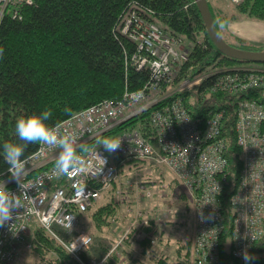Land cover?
Listing matches in <instances>:
<instances>
[{"label": "built area", "instance_id": "2783aa9c", "mask_svg": "<svg viewBox=\"0 0 264 264\" xmlns=\"http://www.w3.org/2000/svg\"><path fill=\"white\" fill-rule=\"evenodd\" d=\"M228 1L239 3L241 0ZM32 2L0 0V22L6 14L18 16L19 7ZM115 30L135 43L136 50L130 54L128 62L137 70H147L148 77L143 86L137 90H125L118 99H102L75 111L53 126H58L64 133L77 132L80 142L87 143L98 133L103 134L139 112L155 107L150 113L154 142L144 138L138 130L125 131L117 136L122 143L115 153L109 154L98 147L97 151L107 160L102 176L96 174L98 161L85 154L82 173L60 177L52 173L55 151L38 144L25 157L31 168L26 182L35 184L28 193L32 199L25 201L26 211L20 219L12 222L15 223L12 231L8 226L0 228V264H13L23 251L31 247L28 234L34 221L57 237L68 252L76 244V249L70 253L79 258V253L93 242L92 235L80 231L72 239L65 240L58 236L54 227L64 229L67 234L73 233L78 224V212L87 210L103 191L119 179L116 161L122 163L129 159H144L165 166L173 173L194 207V264H223L220 238L225 223L220 202L228 182V159L224 154L225 137L222 134L224 110L193 116L184 99V92L201 86L208 77H213L216 84L202 89L199 95L209 90L236 97L234 129L242 165L237 186L229 197L233 211L229 243L232 257L239 264H245L242 251L247 248L249 252L264 232V68L209 67L190 79L180 80L176 88L168 91V95L175 98L156 105L159 90L164 86L167 88L169 81L177 75L193 43L186 42L183 36L164 24L153 9L136 2H131L122 13ZM221 79L226 80L225 84L220 83ZM137 93H140L139 97ZM104 176L108 178L104 179ZM8 179L9 176L5 180ZM124 186L121 194L129 193L132 188L136 194L151 195V190H139L140 181L137 179H127ZM7 187L17 191L15 182L8 183ZM201 210L205 216L214 213V218L202 222ZM155 213L158 219V212ZM173 213L171 207L166 209L167 215ZM70 217L71 231L66 227ZM150 219L140 208H135L131 225H148ZM82 236L83 241L80 239ZM155 241V237L151 238V244ZM251 264L256 263L251 261Z\"/></svg>", "mask_w": 264, "mask_h": 264}, {"label": "trees", "instance_id": "16d2710c", "mask_svg": "<svg viewBox=\"0 0 264 264\" xmlns=\"http://www.w3.org/2000/svg\"><path fill=\"white\" fill-rule=\"evenodd\" d=\"M32 1L31 4L19 7L18 16L6 14L0 22V47L5 50L3 58L0 59V146L5 142H19L15 134V124L21 117L50 109L52 117L48 123L53 126L75 111L102 99H118L125 90H137L143 86L148 77L147 70H137L128 62L130 54L136 50V45L115 30L120 16L131 2L153 9L162 22L193 43L172 82L173 85L184 78H192L210 64L211 67H231L255 63L228 57L220 52L217 44L208 35L195 0ZM232 5L233 11L230 14L220 11L218 16L208 0L214 25L220 33V24L231 19L264 21V0H241ZM227 42L240 48L264 50V46ZM209 86L210 79H207L196 89L184 92V99L193 116H206L210 111L224 110L222 134L225 137L224 154L228 159V182L220 202L225 223L220 238V257L223 264H239L230 253L229 243L233 217L229 197L237 186L242 165L234 129L236 97L209 90L199 95L202 89ZM65 108L70 111L66 112ZM154 108L149 107L139 112L102 135L117 137L125 131L138 130L153 143L155 137L150 113ZM95 138L85 144L98 147ZM37 146L38 144H29L25 157ZM143 161L144 159H131L127 163H119V170L125 164L137 167ZM7 169L8 165L3 159L0 147V179L8 176ZM174 182L173 196L179 181L175 179ZM181 189L177 197L179 200H186V190L182 187ZM118 204L119 201L113 197L95 208L90 206L86 211L78 212V225L73 233L67 234L64 229L56 226L55 232L60 238L70 240L77 232L88 228V223L83 218L90 217L94 235L95 230L100 231L109 224ZM153 228L152 220L149 225L131 228L124 239L128 244L130 240H135L142 246L141 251L147 253ZM28 237L31 240V250L41 257L43 264H93L95 257L91 252L95 248L92 249L91 244L77 258L67 251L57 237L36 221L31 223ZM97 240L103 243L102 248L97 249L101 250L98 260L111 261L109 255L104 258L111 244L105 245L101 237L94 236L93 241ZM191 249L193 251V238L190 237L177 247L179 256L173 264H194L191 261ZM249 253L256 257L253 260L256 264H264V232ZM129 254L131 256L132 252ZM157 255H160L157 258L159 264H167L165 254L157 251Z\"/></svg>", "mask_w": 264, "mask_h": 264}, {"label": "clouds", "instance_id": "9594fccd", "mask_svg": "<svg viewBox=\"0 0 264 264\" xmlns=\"http://www.w3.org/2000/svg\"><path fill=\"white\" fill-rule=\"evenodd\" d=\"M4 48L0 47V59L4 56ZM137 97L140 93L136 94ZM68 112L70 109L65 108ZM52 117L50 109H45L39 114H31L19 118L15 124V134L19 142H5L2 146L3 159L8 165L7 172L9 179H0V228L6 226L12 231L13 221L21 218L22 213L26 211L25 201L31 200L29 190L35 188V184L26 182V178L31 173L28 161L25 158V150L29 144H40L46 146L47 149L55 151L53 175L67 176L72 173H82L84 171L85 159L87 154L89 157L98 161L99 167L96 168V174L102 176L103 169L107 163L98 151V147L102 146L104 151L111 154L115 153L121 147L120 137L103 136L98 133L95 138L96 149H91L88 144L81 143L80 134L77 132L64 133L58 126L49 125L48 121ZM107 179V176L103 177ZM15 182L17 191L13 192L7 184ZM202 222L214 218V213L204 215L201 210L199 213ZM72 217L69 218L66 227L69 231L72 229ZM84 236L80 239L83 241ZM75 244L70 252L76 249ZM242 258L245 264H251L256 257L251 255L247 248L242 251Z\"/></svg>", "mask_w": 264, "mask_h": 264}, {"label": "rangeland", "instance_id": "374dc122", "mask_svg": "<svg viewBox=\"0 0 264 264\" xmlns=\"http://www.w3.org/2000/svg\"><path fill=\"white\" fill-rule=\"evenodd\" d=\"M213 1L217 3V6L214 7L215 8L214 10L218 16H220V13H219L220 11L221 13L225 11L229 14L233 11V5L228 0H210L212 6H214ZM246 19H249V18H246ZM224 23L220 24V28L222 24ZM224 36L232 40L231 37H229L228 33H225ZM229 39H226V40L229 41ZM185 41L190 42L186 38H185ZM234 44L258 46V47L264 46L263 42L253 43L252 41H249L246 43H234ZM263 63L264 62H259L257 64V62H255L253 66L264 68ZM244 65H248V64H244ZM209 67H211V64L208 65V68ZM169 89H172V88L170 87L166 88V90L168 91ZM129 165L130 164H125L121 167V171L119 170V172L121 173V176L119 175V178H121V180H124L125 178L128 177L129 179H132V180L133 179L139 180L140 181L139 190L140 191L151 190V195L145 196L143 194H136V192H134V189L131 188L129 191L130 194L122 193V194H125V200L129 199V202L126 205H139L140 209H143L144 206L142 205H145V206L159 205V207L162 209H166L168 206H170L177 211H175V214H173V217L171 219L172 221H169L168 226L165 225L164 223V225L162 226L161 234H158L157 229L155 227L153 228L152 230L153 234L150 235V237L151 236L156 237L157 241L156 243L151 244V241L149 239V246H148V248L150 249L149 252L143 253L141 251L142 246L139 245L135 240L133 241L130 240V243L128 244L124 239L125 234L128 232H126L124 235L120 237L119 236L117 237V239L115 240L114 246H113V251L117 253L118 256L125 257V258H122L123 264H159L157 261V258L160 255H157V251L159 254L160 253L165 254L167 264H173L176 258L179 256L176 250L177 247L192 235V232L194 229V222H195L194 207H193V204L191 203V198L189 196H187L186 198V201H188L190 204L188 209H186V206L184 207L181 203H179L180 201L177 197L179 196L178 192L182 190L181 187L184 189L181 183H178L175 189V196L172 195V192H173L172 185L175 184L174 182L175 178H173V173L167 167L158 165L155 163H148L147 161L138 163L137 167H135L134 165L133 166H129ZM118 184L121 187V184L120 183ZM124 187L125 186L123 185V188ZM120 195H121V192H120ZM180 207H183V208H180ZM179 210L181 214H183L186 218L183 223H181V220L176 219V217L178 216L176 213ZM86 219L87 217L83 218V220L86 221V223H88V220ZM83 231L89 232L87 227L84 228ZM103 232H104L103 229L100 231H97L96 232L97 235L95 234V236L97 238L98 237L102 238ZM92 236L94 238L93 234ZM97 241L96 242L93 241V243L91 244L92 249L95 248L94 250H92L93 252H91V255L95 257L92 262L94 264H106L107 262L104 259L98 260V256L100 255L101 250L98 251L97 249H101L103 243L99 241L97 242ZM31 247L27 249L26 251H23L20 257L17 260H15L13 264H43L41 263V261H43L41 257L37 255L34 251H32ZM129 252H132L131 256ZM192 253L193 251L191 249V254ZM191 261H193L192 255H191Z\"/></svg>", "mask_w": 264, "mask_h": 264}, {"label": "crops", "instance_id": "0c3cea01", "mask_svg": "<svg viewBox=\"0 0 264 264\" xmlns=\"http://www.w3.org/2000/svg\"><path fill=\"white\" fill-rule=\"evenodd\" d=\"M213 5H214L213 7H215L217 6V3L213 1ZM220 30L223 34V37H225V39H229L226 36H224L225 33L229 34V37H231L232 39V40L229 39V41H231L232 43H246L249 41H252L253 43L256 42L264 43V21H259L255 19H246V18L232 19L222 24ZM120 188L121 187L117 182L112 184V186L109 189L101 193V196L93 203V205H91L92 208H95L101 204L108 202L113 197L116 199L117 196L116 194L118 193V190ZM179 201H180L179 203H181L184 207L187 205L186 209H188L190 205L188 201L186 200H179ZM128 202L129 199L125 200V197L123 201L121 202L119 201V204L117 205V211L115 212V214H113L110 217L109 224L105 225V227L103 228L104 232L102 239L105 245H108L109 243L111 244L110 250L108 251V253L105 254L104 257L106 258L107 255H109L111 261L107 262L106 264H123L122 258L125 257L118 256L117 253L113 251V246L117 237L124 235L127 232V230L130 229V224L133 219L135 208L140 207L139 205H126L128 204ZM142 206L144 207L141 210L152 217H155L156 215L155 212L158 211V215L160 216V219H154L153 222H154V227L157 229V232L160 231L158 232V234H161L162 226L164 225V223L167 226L169 225V220H167L169 215L166 214L165 209L160 208L159 205H148V206L142 205ZM176 214L178 215L176 219L181 220V223H183L184 220L186 219L185 216L181 214L180 210ZM90 219H91L90 217H87L88 231L89 233H92L91 228L93 226ZM96 232L97 231L95 230L94 236ZM194 232H195V222H194V229L192 235L190 236L191 238H193Z\"/></svg>", "mask_w": 264, "mask_h": 264}, {"label": "water", "instance_id": "95a60500", "mask_svg": "<svg viewBox=\"0 0 264 264\" xmlns=\"http://www.w3.org/2000/svg\"><path fill=\"white\" fill-rule=\"evenodd\" d=\"M195 2L206 25L209 37L217 44L222 54L240 60L264 62V50L240 48L227 42L214 25L208 6V0H195Z\"/></svg>", "mask_w": 264, "mask_h": 264}, {"label": "bare ground", "instance_id": "6f19581e", "mask_svg": "<svg viewBox=\"0 0 264 264\" xmlns=\"http://www.w3.org/2000/svg\"><path fill=\"white\" fill-rule=\"evenodd\" d=\"M189 53V52H188ZM188 55V54H187ZM187 58V57H186ZM182 65V64H181ZM239 66H241V67H251V68H253V65L252 64H248V65H244V64H239ZM181 67V66H180ZM206 69H208V68H205V69H203V70H206ZM175 77H176V75L169 81V83H168V87H170V88H172V89H174V88H176L177 86H178V84H179V82L180 81H178L176 84H174L173 85V81H174V79H175ZM212 78L213 77H208V78H206V79H204V81H206L207 79H210V86L211 87H213L215 84H216V81H212ZM203 81V82H204ZM202 82V83H203ZM225 82H226V80L225 79H221L220 80V83L221 84H225ZM175 97H174V95H168V90H166V87H164V88H162V89H160L159 90V93L157 94V96H156V99L158 100L157 101V103H156V105H160V104H163V103H167V102H171L173 99H174ZM99 148H101V147H99ZM101 149H103V148H101ZM6 172H7V170H6ZM8 173V172H7ZM8 176H9V173H8ZM8 176L6 177V178H8ZM6 178H4V180L6 179ZM28 241L31 243V240L28 238Z\"/></svg>", "mask_w": 264, "mask_h": 264}]
</instances>
